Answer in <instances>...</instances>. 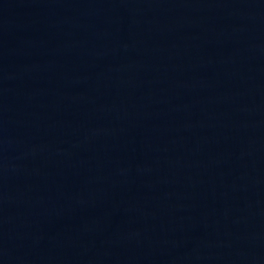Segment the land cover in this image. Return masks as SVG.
I'll return each instance as SVG.
<instances>
[{
  "label": "water",
  "instance_id": "water-1",
  "mask_svg": "<svg viewBox=\"0 0 264 264\" xmlns=\"http://www.w3.org/2000/svg\"><path fill=\"white\" fill-rule=\"evenodd\" d=\"M0 264H264V0H0Z\"/></svg>",
  "mask_w": 264,
  "mask_h": 264
}]
</instances>
